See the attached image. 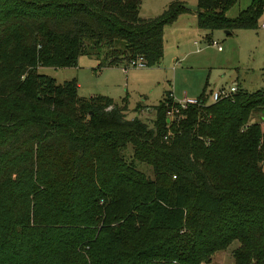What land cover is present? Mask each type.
Listing matches in <instances>:
<instances>
[{
	"label": "trees",
	"instance_id": "trees-1",
	"mask_svg": "<svg viewBox=\"0 0 264 264\" xmlns=\"http://www.w3.org/2000/svg\"><path fill=\"white\" fill-rule=\"evenodd\" d=\"M142 1L0 0V264H209L235 242L233 264H264V91L186 109L166 92L150 126L38 73L157 67L191 11L145 19ZM237 2L197 0L198 28L258 29L264 0L228 18Z\"/></svg>",
	"mask_w": 264,
	"mask_h": 264
},
{
	"label": "rangeland",
	"instance_id": "rangeland-1",
	"mask_svg": "<svg viewBox=\"0 0 264 264\" xmlns=\"http://www.w3.org/2000/svg\"><path fill=\"white\" fill-rule=\"evenodd\" d=\"M175 1L184 2L190 9L185 17L191 16L197 6V0H143L140 17L153 19ZM251 3L252 0H238L227 12V17L236 18ZM263 23L264 15L258 29L237 30L231 34L220 30L203 31L197 25L187 28L177 24L167 29L164 56L154 68L130 67L127 72L120 68L99 69L97 58L81 56L75 67H40L38 73L55 79L58 84L76 81L79 97L111 98L117 105L126 107L127 120L137 118L151 126L156 107L169 91L183 100L197 99L205 90L209 102H212V92L228 90L235 85L248 93L264 91ZM210 37L218 46L211 44ZM129 148L132 152L131 146ZM137 168L146 176L153 177L149 165L137 162ZM238 247V242L233 243L226 252L215 254L209 264H233L232 252Z\"/></svg>",
	"mask_w": 264,
	"mask_h": 264
},
{
	"label": "built area",
	"instance_id": "built-area-1",
	"mask_svg": "<svg viewBox=\"0 0 264 264\" xmlns=\"http://www.w3.org/2000/svg\"><path fill=\"white\" fill-rule=\"evenodd\" d=\"M261 28L264 29V23L261 25ZM211 44L213 46H218V43L216 41H211ZM219 50H221V47H218ZM145 68V61L142 57H138L136 60H133L127 68ZM126 68V69H127ZM238 92V88L237 86H232L231 88H229L228 90L225 89H220L218 91L212 92L210 94V97L212 98V102H209V104H213L216 103L220 100L226 99L229 96L236 94ZM176 101V100H175ZM176 103L182 108V109H186L188 106L190 105H198L199 101L198 99H183L181 101H176ZM176 114H178L177 109H173L170 113H169V119L168 121H174L177 117ZM174 119V120H172Z\"/></svg>",
	"mask_w": 264,
	"mask_h": 264
},
{
	"label": "crops",
	"instance_id": "crops-1",
	"mask_svg": "<svg viewBox=\"0 0 264 264\" xmlns=\"http://www.w3.org/2000/svg\"><path fill=\"white\" fill-rule=\"evenodd\" d=\"M197 5V4H196ZM196 9H197V6H196ZM196 9L195 10H192V15L191 16H188V17H185V15H188V14H185V15H181L179 18H178V20L174 23V24H172V25H170V26H167V27H165V29H164V40H165V36H166V32H167V29H171L172 27H176V25L177 24H179V25H181V26H185V27H187V28H190V26H192V25H197V16H196ZM168 27H170V28H168ZM198 27V26H197ZM199 29V28H198ZM229 34H231V33H229ZM209 39V41L211 42L212 41V37H210V38H208ZM117 68H120V69H122L124 72H127V70H128V68L126 69V68H121V67H114V68H111V69H117ZM170 92V91H169ZM172 93V95H173V98L176 100V101H181V100H179V99H177V97H176V95L174 94V92H171ZM203 94V93H202ZM201 94V95H202ZM207 95V94H206ZM199 98V97H198ZM197 98V99H198ZM192 99V98H191Z\"/></svg>",
	"mask_w": 264,
	"mask_h": 264
},
{
	"label": "water",
	"instance_id": "water-1",
	"mask_svg": "<svg viewBox=\"0 0 264 264\" xmlns=\"http://www.w3.org/2000/svg\"><path fill=\"white\" fill-rule=\"evenodd\" d=\"M225 33H226V34H229L230 32H228V31H225ZM167 122H169V121L167 120Z\"/></svg>",
	"mask_w": 264,
	"mask_h": 264
}]
</instances>
